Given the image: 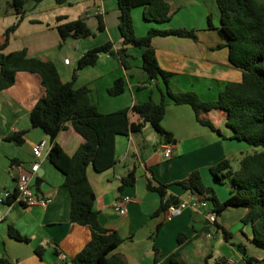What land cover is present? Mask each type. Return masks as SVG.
<instances>
[{
	"label": "crops",
	"instance_id": "obj_1",
	"mask_svg": "<svg viewBox=\"0 0 264 264\" xmlns=\"http://www.w3.org/2000/svg\"><path fill=\"white\" fill-rule=\"evenodd\" d=\"M168 3L171 18L162 24L145 21L141 7H137L141 12L135 10L132 14L136 35H144L152 26L195 29L196 40L154 37L152 45L159 65L174 73L169 80L174 92L194 91L203 100H214L225 82L242 78L241 71L230 65L227 48L217 47L223 40L217 30L220 13L216 0H168ZM98 10H101L99 15L104 23L102 31L97 29ZM119 12L116 0H66L63 4L42 0L28 7L11 34L5 52L26 48L28 55L52 61L60 79L69 81L77 59L85 51L106 41H113L114 49L119 45ZM57 16H65L67 20L85 17L94 34L62 41L56 29ZM208 18L212 27L208 25ZM17 21V15L4 16L0 12V33ZM128 51V68L121 64L117 55L103 52L95 65L76 71L75 87H87L92 103L101 113L131 107L149 97L156 102L161 98L159 85L155 83L138 88L142 51L139 48H129ZM64 58H69V64L64 63ZM119 77L124 78L125 89L120 95L111 96L107 90ZM43 93L40 76L25 71L17 72L14 84L0 90V195L16 191L18 173H28L30 163L35 160L32 146L44 139V158L39 160L37 171L42 172L38 195L48 199L44 207L26 206L19 201L0 203V264H72L71 258L90 239L87 226L70 221V200L68 190L63 186L64 176L46 157L50 147L48 136L30 123L29 112ZM129 116L131 120L138 119L135 114ZM209 116L216 130L199 124L189 105L169 102L161 125L173 134V142L162 141L161 136L146 124L140 132L116 136V163L111 168L97 173L87 167L98 220L103 227L121 237L112 254L121 255L127 264H204L205 260L214 264L228 258L235 260L236 264H244L245 256L236 244H243L246 255L257 260L252 264H264V248L253 242L251 224L242 222L247 212L245 207H227L213 223L188 209L169 220L156 214L161 199L148 183L166 185V198L174 204L186 192L176 182L195 170L199 171L206 186L213 187L219 201L229 196V188L218 191L221 184L214 181L209 167L223 159L240 157L251 148L230 138L225 119L216 111H210ZM21 131L24 134L20 145L5 139ZM56 141L66 154L72 155L83 139L67 123L58 132ZM166 144L172 148L168 158L161 152V147ZM131 166L136 169L135 183L118 192L120 178ZM32 181L34 183V178ZM121 195L132 196L126 214H119L111 206ZM8 225L26 236L28 241L10 237ZM226 233L229 234L226 236ZM179 234L186 235L181 242H178ZM37 247L41 248L40 255L35 252Z\"/></svg>",
	"mask_w": 264,
	"mask_h": 264
},
{
	"label": "trees",
	"instance_id": "obj_2",
	"mask_svg": "<svg viewBox=\"0 0 264 264\" xmlns=\"http://www.w3.org/2000/svg\"><path fill=\"white\" fill-rule=\"evenodd\" d=\"M42 0H5L2 15L15 14L18 21L0 33V90L10 87L15 82L16 73L25 71L40 76L43 95L35 102L29 112L32 127L40 128L49 138L47 160L64 176L63 186L69 193L70 221L90 229V239L85 246L71 258L72 264H127L119 254L112 251L121 242V237L112 230L103 227L94 209L95 193L87 177V167L100 173L116 163L115 138L118 135L137 133L149 124L158 133L162 141L173 142V134L165 130L161 121L169 102L189 105L195 120L211 130H216L209 116L214 110L225 119L231 132L230 138L243 141L254 149L245 153L239 160V168L233 169L229 159H223L209 167V172L217 184H230L229 196L219 201L213 187L206 186L198 170L192 171L185 179L176 182L183 191L196 193L207 200L219 215L231 206H242L247 212L242 222L250 223L253 229V242L264 248V0H216L220 13L217 28L223 42L217 47H226L230 65L241 71L240 81H227L214 100H203L194 91L174 92L169 86L173 72L163 69L157 60L152 45L154 37H184L197 39L195 29L183 27H149L144 35L134 32L131 10L141 7L143 19L147 22L162 24L170 20L171 12L168 0H116L121 21L118 23L120 42L114 47L113 41L85 51L78 59L76 68L69 81L60 79L56 65L50 60L30 56L26 48L5 52L10 36L20 20L25 16L30 5ZM63 4L66 0H54ZM56 29L65 41L83 39L94 34L85 17L67 20L65 16L56 17ZM97 29L102 31L104 23L97 15ZM208 25L212 27L210 18ZM129 48L141 49V69L144 75L139 79L138 88L151 83L159 85L161 98L158 102L149 97L146 101L131 107L101 113L92 103L89 89L75 87L76 71L95 65L103 52L117 55L121 64L128 68ZM162 82V85H161ZM125 80L119 77L113 81L107 92L111 96L123 93ZM138 119L131 120L129 114ZM70 123L83 141L77 150L68 155L56 141L58 132ZM24 131L14 132L5 139L20 145ZM136 179L135 166H131L120 178L118 192L132 186ZM148 187L160 196V205L156 214H162L171 201L166 198V185ZM16 191L11 193L8 202L14 201ZM8 235L14 239L28 241L12 225H8ZM229 234V233H228ZM226 233V236L228 235ZM186 235L179 234L178 242ZM245 256L244 264L257 262L246 255L245 246L236 244ZM35 252L40 255L41 248ZM224 260L214 264H222ZM204 264H208L205 260Z\"/></svg>",
	"mask_w": 264,
	"mask_h": 264
},
{
	"label": "built area",
	"instance_id": "obj_3",
	"mask_svg": "<svg viewBox=\"0 0 264 264\" xmlns=\"http://www.w3.org/2000/svg\"><path fill=\"white\" fill-rule=\"evenodd\" d=\"M101 13V10L96 12L97 15ZM64 63L69 64V58H64ZM46 146V140L42 139L32 146V153L35 160L30 163L29 172H19L16 177V196L14 201H19L26 206H46L48 199L41 197L34 190L33 178H35L37 171L40 167L39 160L44 158L42 148ZM162 156L168 158L171 155L172 148L170 144L163 145L161 147ZM11 193L4 192L0 195V203L9 199ZM132 202V196L121 195L116 198L111 206L114 211L119 214H126L128 211V204ZM188 209L191 212L199 213L207 218L211 223L215 222L217 213L214 211L210 203L205 200L201 195L192 192H185L183 198L177 201L175 204H171L162 213L165 220H169L179 215L183 210ZM209 236V234H208ZM60 257L65 259V255L60 253ZM222 264H236V261L228 258L225 259Z\"/></svg>",
	"mask_w": 264,
	"mask_h": 264
},
{
	"label": "rangeland",
	"instance_id": "obj_4",
	"mask_svg": "<svg viewBox=\"0 0 264 264\" xmlns=\"http://www.w3.org/2000/svg\"><path fill=\"white\" fill-rule=\"evenodd\" d=\"M3 8V0H0V12ZM135 10H138V12H141V9L140 8H134L131 10V16L133 14V12H136ZM6 16V15H5ZM141 17V16H140ZM132 22H133V27L135 29V34L137 33L136 30L137 28L135 27V23H134V20H133V17H132ZM243 142V141H242ZM243 144H246L245 142ZM250 146V145H248ZM250 150H248V153H252L254 151V149L256 150H259V148H253L252 146H250ZM242 156H238L237 158H231L229 159L230 160V164L232 166L233 169H238L239 168V160ZM226 188H229L230 189V184L226 181L225 184H222L220 187H217L218 191H223V190H226Z\"/></svg>",
	"mask_w": 264,
	"mask_h": 264
},
{
	"label": "water",
	"instance_id": "obj_5",
	"mask_svg": "<svg viewBox=\"0 0 264 264\" xmlns=\"http://www.w3.org/2000/svg\"><path fill=\"white\" fill-rule=\"evenodd\" d=\"M120 12H119V21H121V16H120ZM140 74V75H139ZM139 77H142L144 75V71L142 69H140L139 71ZM42 183V172H37L35 178H34V190L36 193H38L40 191V185ZM178 199L173 202L174 204L177 203Z\"/></svg>",
	"mask_w": 264,
	"mask_h": 264
}]
</instances>
